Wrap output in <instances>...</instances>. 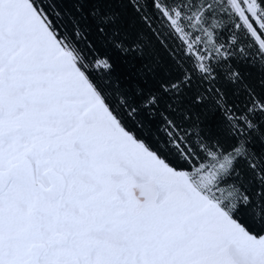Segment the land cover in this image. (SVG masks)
<instances>
[{
  "label": "snow or ice",
  "instance_id": "6c2138e0",
  "mask_svg": "<svg viewBox=\"0 0 264 264\" xmlns=\"http://www.w3.org/2000/svg\"><path fill=\"white\" fill-rule=\"evenodd\" d=\"M0 264H264V0H0Z\"/></svg>",
  "mask_w": 264,
  "mask_h": 264
}]
</instances>
